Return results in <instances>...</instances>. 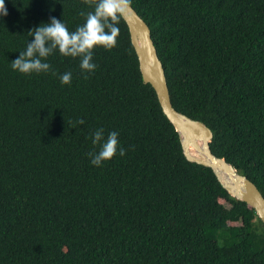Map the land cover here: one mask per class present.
I'll list each match as a JSON object with an SVG mask.
<instances>
[{"label":"trees","instance_id":"trees-1","mask_svg":"<svg viewBox=\"0 0 264 264\" xmlns=\"http://www.w3.org/2000/svg\"><path fill=\"white\" fill-rule=\"evenodd\" d=\"M147 21L175 107L214 131L213 152L264 195V0H131ZM0 20V264H264V222L211 167L190 161L126 21L94 73L23 75L11 61L52 16L69 30L82 0H5ZM83 119L85 123L79 124ZM126 155L101 167L91 134Z\"/></svg>","mask_w":264,"mask_h":264},{"label":"clouds","instance_id":"clouds-1","mask_svg":"<svg viewBox=\"0 0 264 264\" xmlns=\"http://www.w3.org/2000/svg\"><path fill=\"white\" fill-rule=\"evenodd\" d=\"M82 3L93 10L81 12L84 22L74 31L69 30L64 19L55 16L30 29L28 36L33 39H28L26 48L11 61V69L26 76L51 73L58 75L61 85H71L72 72L59 74L49 62V57L58 51L62 57L78 58L82 72L94 73L97 69L93 59L95 49L112 50L116 47L119 23L129 11L131 0H82ZM7 15L5 0H0V20ZM78 123L83 125L85 121L80 119ZM91 139L92 144L98 146V151L89 152L88 156L90 163L96 167H101L117 155H126L116 131L109 132L105 137L104 129L98 128L91 134Z\"/></svg>","mask_w":264,"mask_h":264},{"label":"water","instance_id":"water-1","mask_svg":"<svg viewBox=\"0 0 264 264\" xmlns=\"http://www.w3.org/2000/svg\"><path fill=\"white\" fill-rule=\"evenodd\" d=\"M124 20L130 29L140 69L146 83L152 84L168 118L180 134L184 153L190 161L211 167L222 185L237 199L253 207L264 222V195L257 184L242 174L211 147L214 131L204 121L179 111L172 99L167 72L147 21L130 3Z\"/></svg>","mask_w":264,"mask_h":264}]
</instances>
